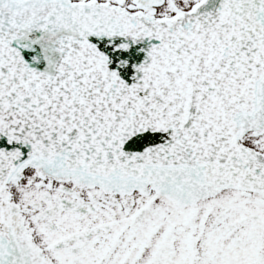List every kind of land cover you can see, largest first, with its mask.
Here are the masks:
<instances>
[{
	"label": "snow or ice",
	"instance_id": "1",
	"mask_svg": "<svg viewBox=\"0 0 264 264\" xmlns=\"http://www.w3.org/2000/svg\"><path fill=\"white\" fill-rule=\"evenodd\" d=\"M0 264H264V0H0Z\"/></svg>",
	"mask_w": 264,
	"mask_h": 264
}]
</instances>
